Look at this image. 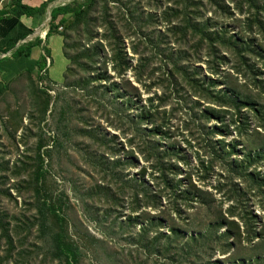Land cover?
Segmentation results:
<instances>
[{"label": "rangeland", "instance_id": "1", "mask_svg": "<svg viewBox=\"0 0 264 264\" xmlns=\"http://www.w3.org/2000/svg\"><path fill=\"white\" fill-rule=\"evenodd\" d=\"M3 1L0 0L2 7L9 2ZM255 1L259 3L256 11L261 9L259 17L264 21V0ZM74 2L82 3L83 0H64L62 5ZM105 2L107 5L103 0L96 2L80 26L73 23L69 30L62 31L70 62L62 55L58 41V48L51 53L53 68L49 72L50 80L59 87H54L44 77L25 75L0 92V264L59 263L52 258L49 239L40 235L36 225V189L41 185L51 195L54 208L58 209L56 214L50 215L49 223L55 232L62 233L67 241L80 249L79 264H175L177 253L171 260L156 256L148 253L152 251L146 247L150 239L143 243L136 238L151 217L166 224L165 228L160 226L165 236H169L171 228H176L186 238L200 234L211 236L215 232L211 225L223 217L232 224L219 229L213 238L218 242V235L228 228L233 234L232 248L227 255L216 250L213 261L264 264V159H258L257 163H260H256L255 173L251 170L255 180L246 177L245 182V178L233 176L243 204L238 196L234 201L226 202L222 194L216 193L217 181L224 179L219 178V174L212 177L210 184L206 185V181L201 184L205 189L199 194V200L179 220L170 215L165 200H162V210L153 211L149 207L135 210L132 198L134 183L131 179L137 176L143 161L139 155L137 159V154H131L135 148L130 150L129 139L135 128L129 121L137 119L140 109L150 98H154L157 105L161 96L167 94L169 97L171 92L167 107L170 112L174 101L187 103L191 96L189 89L176 95L184 85L177 91L171 88L169 92L160 83L166 74L163 60L170 58L168 49L176 52L183 47L189 51V59L193 62L200 59L201 64L193 68L201 72L202 80L215 81L216 92L228 93L232 100L237 98L243 113L258 107L264 116V57L252 56L249 49L254 45L261 53L264 35L257 24L250 30V21L256 18L248 0ZM221 7L227 8L231 16L224 14ZM185 14L189 15L188 21ZM206 21H210L215 33L228 32V39H234L233 46L238 51L235 58L222 52L221 58L226 64H222L220 77L209 71L208 64L213 60L205 46H201L200 36L192 33L193 24ZM46 24H50V19ZM110 25L125 47L129 67L123 74L124 79L116 74L110 62L114 55L110 51L113 50V38L107 32ZM173 26L191 29L183 37L172 34ZM89 32L94 33L95 38L90 44L87 43ZM98 40L105 46L98 50L94 66L91 63L93 57H89L91 53L87 51ZM241 55L245 59L242 65ZM246 64L255 67V71L247 70ZM68 65L70 73L64 81ZM143 65L145 70L139 75L141 83H137L135 76L138 74L134 70ZM89 78L99 81L83 86ZM120 94H125V98L120 99ZM199 102L208 107L203 101ZM251 117L256 123L253 115ZM250 125L254 133V126ZM129 127L131 131L125 132ZM230 131L226 143L236 147L239 161L248 155L264 157V132L257 129L259 135L239 139L232 128ZM182 142L176 136L173 144L183 150L186 145ZM129 159L134 164L123 163ZM117 160H120L119 164H116ZM192 173L195 181L196 177L200 178L194 171ZM38 174L41 175L39 178ZM143 181L149 187L155 184L148 173L143 176ZM121 182L127 183L122 190ZM245 216H254L258 220L257 231L261 238L252 243L241 220ZM236 224L240 225V230ZM148 235L153 237L151 232ZM205 236L201 241L203 246L206 245ZM211 246L213 249L219 247Z\"/></svg>", "mask_w": 264, "mask_h": 264}, {"label": "trees", "instance_id": "2", "mask_svg": "<svg viewBox=\"0 0 264 264\" xmlns=\"http://www.w3.org/2000/svg\"><path fill=\"white\" fill-rule=\"evenodd\" d=\"M22 1L9 0L7 8L20 7L24 15L30 18H34L37 15L39 17L45 15L47 4H44L39 10H34L24 6ZM96 2H99V0H83L82 3L74 2L54 9L51 13L50 31L46 37V42L53 35H59L64 38L62 36L63 32H60V29L62 31L64 29L65 31L69 30L73 23L74 26H80L89 17V11ZM103 2L107 5L105 0ZM214 3L218 4L217 1H214ZM248 5L253 10L256 18L255 21H250V30L253 24H257L264 35V21H261L259 17L261 9L256 11L259 3L255 0H248ZM221 8H223L224 14L231 16L227 8ZM185 19L188 21L189 15L185 14ZM195 24L192 25V33L195 36H200L201 46H205L206 52L213 60L212 63L208 64V69L209 71H213L211 73L215 74L213 76L220 77L222 75L220 73L222 64H226L224 58H221L222 52L228 53L232 57L234 55V58L235 55H238L237 49L233 46L234 39H228V32L215 33V29L210 21ZM110 27L107 28V32L112 36L114 43L113 50H110L114 54L110 62L116 74L120 75L121 79H124L123 74L129 67L125 47L122 39L117 36L116 30L112 25ZM190 29L188 26H173L170 31L172 34H180L186 37ZM87 37L88 44L95 39L92 32H89ZM105 39L107 40V37ZM41 44V41H36L19 49L13 56L29 55L32 49L40 47ZM104 44L101 40L95 41L90 46V50L87 51L91 53L89 57H93L91 63L94 66L98 57V50L103 49ZM249 49L252 56L258 55L260 58L264 57V47H261V53L254 45H251ZM167 52L170 53V58L165 57V60H163L165 63V67L163 68L166 74L160 83L169 92L171 88L177 91L179 90V86L184 85L185 88L182 86L181 91L176 92V95H180L185 89H189L191 96L187 98V103L174 101V107L170 112H167V107L172 98L171 92L169 97L167 94L161 96L158 103L156 102L157 105H155L154 98H150L147 100L148 104L140 109V113L136 117L137 119L129 121L131 123L130 126L135 128L132 139H129L130 150L135 148L131 151V154H137V159L139 155L143 161V165L137 176L131 179L134 183L132 185L134 193L132 198L136 205L135 210H139L141 207L144 209L149 207L153 211L162 210V200H165L168 202L170 215L175 216L179 220L185 213H188L187 211L193 209L199 200V194L205 189V187H201V184L204 181H206V185L210 184L212 177L216 176L215 174H219V178L224 177L223 180L219 179L217 181L215 191L218 194H222L226 202L234 201L236 196L240 194V188L234 183L235 179L233 176L235 174L239 178H245V182L248 180L246 177L255 180L253 178L255 174L253 175L251 170L255 173L254 169L256 170L258 159H264V157L261 158L257 155L252 158L248 155L245 159L239 161L236 158V147L227 144L226 139L231 135V128L239 139H246L253 134L259 135L256 131L257 129L264 132V116L262 117V110L258 109V107H252L246 113H243L239 107L241 103L237 98L232 100L228 97V93L216 92V82L213 80L209 82L202 80L201 72L193 68L194 65L201 64L200 59L193 62L189 59V51L184 50L183 47L176 52H173L171 49H168ZM45 53L48 57V52L45 51ZM64 55L67 61L70 62L65 51V45ZM86 58L89 59L87 56ZM239 60L242 65L245 59L241 55ZM38 65L40 72L44 71L47 66L46 58L43 57ZM245 68L255 71V67H248L247 64ZM144 70L145 65L142 67L138 66L134 70L136 75L138 74V76H135L137 83H141V76L139 75ZM69 73L70 68L66 70L64 81ZM94 73H96V70ZM98 81L99 79L89 78L87 83L86 81L84 82L83 86H87L88 83H97ZM136 90L138 91L137 88H135ZM148 91H150V87ZM125 96V94H120L119 98L123 99ZM193 99L198 100V102L193 101ZM199 100L207 104L208 107L206 105L201 106ZM128 102L133 103L131 99H128ZM137 106L139 107L138 104ZM252 115L256 123H253ZM249 122L254 126V133L251 132ZM131 127L125 130V132L131 131ZM176 136H179L185 143V149L180 150L175 148L173 141ZM217 137H220V139L217 140ZM121 151L124 152L123 149ZM189 157H192L193 160ZM128 161H123V163L134 164L132 159ZM119 163L120 160H117L116 164ZM193 171L197 176H200V178L196 177V181L192 176ZM146 173L155 182L154 185L156 187L154 185L149 187L143 181V176ZM183 174L185 176L180 178ZM40 176L38 174L37 178ZM245 182L244 184H246ZM126 184L121 182V190L125 188ZM36 194L38 203L36 225L40 235L50 241L52 258L57 260L58 264H79L80 249L72 242L67 241L62 233L55 232L49 223L50 215L58 212L57 207L54 208L53 203L50 201L52 199L51 195L44 190L43 185L36 189ZM238 198L243 204L242 196H238ZM236 203L239 204V201L236 200ZM221 218V221L217 219L213 225L210 224L213 226V230H215L211 236L200 234L196 237L191 235L186 238L176 228H168L170 229L169 236H165L160 226L165 228L166 224L161 219H152L151 217L147 223L148 226L146 225L144 228H141L136 238L140 239L143 243L147 238L150 239L146 247L152 251L148 253L156 256H162L165 259L169 258L171 260L174 258V254L177 253L178 260L175 264H220V261H213V257L217 251L221 255L229 254L232 248L230 240L233 238V234L228 228H226L222 235H218V242L217 238H213L217 236L219 229L225 227V225L232 224L231 222H227L223 217ZM241 220L248 234L251 235V243L261 238V235L257 231V218L245 216ZM236 228L237 230L241 229L239 224H236ZM150 232L153 234L152 238H149L148 233ZM204 236L206 238V245L203 246L201 241L204 240ZM211 245L219 247L213 249Z\"/></svg>", "mask_w": 264, "mask_h": 264}, {"label": "crops", "instance_id": "3", "mask_svg": "<svg viewBox=\"0 0 264 264\" xmlns=\"http://www.w3.org/2000/svg\"><path fill=\"white\" fill-rule=\"evenodd\" d=\"M4 1L3 3H6L9 0ZM63 1L23 0L24 6L34 10H39L44 4L48 5L43 17L37 15L34 18L25 16L20 7L7 8L9 2L3 6L5 9L1 8L2 4H0V92L5 90L9 84L25 75L37 76V78L41 76L46 78V81L54 87L60 86L50 80L49 72L53 68V61H51L52 50L58 48L59 41L62 55H64V41L61 36L53 35L46 42V37L50 31V24L47 25L46 22L50 19L51 23V13L54 9L65 6L62 5ZM55 36H59L61 39ZM36 41H41L42 44L40 47L32 49L29 55L13 56L19 49ZM45 51L48 52V57ZM43 57L47 60V66L44 71L40 72L38 63ZM61 85L63 84L61 83Z\"/></svg>", "mask_w": 264, "mask_h": 264}, {"label": "built area", "instance_id": "4", "mask_svg": "<svg viewBox=\"0 0 264 264\" xmlns=\"http://www.w3.org/2000/svg\"><path fill=\"white\" fill-rule=\"evenodd\" d=\"M60 32H62V29H60Z\"/></svg>", "mask_w": 264, "mask_h": 264}]
</instances>
